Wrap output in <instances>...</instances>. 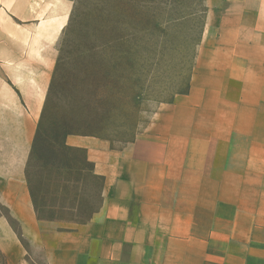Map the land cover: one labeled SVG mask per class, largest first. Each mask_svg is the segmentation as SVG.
Masks as SVG:
<instances>
[{
  "label": "crops",
  "instance_id": "obj_1",
  "mask_svg": "<svg viewBox=\"0 0 264 264\" xmlns=\"http://www.w3.org/2000/svg\"><path fill=\"white\" fill-rule=\"evenodd\" d=\"M204 2L187 92L122 148L67 135L101 179L99 208L68 227L37 215L26 165L71 2L0 0L6 258L23 256L24 238L45 264H264V0Z\"/></svg>",
  "mask_w": 264,
  "mask_h": 264
},
{
  "label": "rangeland",
  "instance_id": "obj_2",
  "mask_svg": "<svg viewBox=\"0 0 264 264\" xmlns=\"http://www.w3.org/2000/svg\"><path fill=\"white\" fill-rule=\"evenodd\" d=\"M70 2L42 108L45 119L39 122L48 128L60 119L70 132L101 137L122 148L160 106L187 92L207 6L204 0ZM253 85L252 90L258 87ZM247 101L255 103L252 97ZM51 151L52 166L43 168V160L34 157L29 172L40 188L38 196L55 204L54 212L62 218L56 220L76 227L99 208L101 179L92 173L84 148ZM0 214L8 216L1 204ZM8 221L19 231L13 219ZM20 241L23 256L8 259L0 250V264H45L31 256L24 238Z\"/></svg>",
  "mask_w": 264,
  "mask_h": 264
},
{
  "label": "trees",
  "instance_id": "obj_3",
  "mask_svg": "<svg viewBox=\"0 0 264 264\" xmlns=\"http://www.w3.org/2000/svg\"><path fill=\"white\" fill-rule=\"evenodd\" d=\"M40 119L41 120L45 119V109L43 110ZM65 126H66L65 121L58 119L57 121H52L51 126H48V128H44L43 124H41L40 121L36 129L35 137L32 143L31 151L26 165V177L29 183L28 186L30 189V195L32 198L33 206L37 215L43 219H62V218L55 214L54 212L55 210L54 208L56 207L55 204H53L50 200H46L38 196L37 191H39L40 188L34 185L33 183L32 176L29 172L30 162L32 158L36 157L38 159L43 160V168L47 166L50 167L53 164L51 149L54 150L57 147H59L64 150L66 149L72 150V147L66 144L65 138L69 134H77V133L73 131L70 132V130H67ZM45 180H47V183L51 181L49 177L45 178ZM43 209H46L47 213L40 214L41 210ZM94 212L95 211H92V213L90 214H93Z\"/></svg>",
  "mask_w": 264,
  "mask_h": 264
}]
</instances>
